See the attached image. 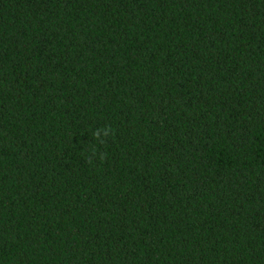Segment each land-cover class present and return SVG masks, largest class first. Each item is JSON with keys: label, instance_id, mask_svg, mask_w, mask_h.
Wrapping results in <instances>:
<instances>
[{"label": "trees", "instance_id": "1", "mask_svg": "<svg viewBox=\"0 0 264 264\" xmlns=\"http://www.w3.org/2000/svg\"><path fill=\"white\" fill-rule=\"evenodd\" d=\"M0 264H264V0H0Z\"/></svg>", "mask_w": 264, "mask_h": 264}]
</instances>
